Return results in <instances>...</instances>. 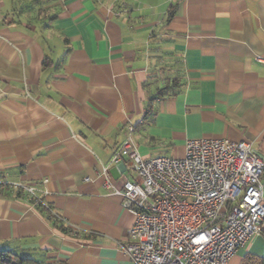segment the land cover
<instances>
[{
    "label": "crops",
    "instance_id": "0c3cea01",
    "mask_svg": "<svg viewBox=\"0 0 264 264\" xmlns=\"http://www.w3.org/2000/svg\"><path fill=\"white\" fill-rule=\"evenodd\" d=\"M178 72L181 91L158 98ZM130 127L145 160L201 138L264 160V0H0V183L37 187L60 217L0 195V250L133 264L135 217L117 192L137 177L111 163ZM229 264H264V226Z\"/></svg>",
    "mask_w": 264,
    "mask_h": 264
},
{
    "label": "built area",
    "instance_id": "2783aa9c",
    "mask_svg": "<svg viewBox=\"0 0 264 264\" xmlns=\"http://www.w3.org/2000/svg\"><path fill=\"white\" fill-rule=\"evenodd\" d=\"M133 133L130 127L111 161L128 159L137 177L117 192L135 217L123 247L133 264H229L262 233L264 160L248 143L201 138L186 142L182 158L145 160ZM101 175L110 189L109 167ZM0 189L21 192L60 220L37 187L0 183Z\"/></svg>",
    "mask_w": 264,
    "mask_h": 264
},
{
    "label": "trees",
    "instance_id": "16d2710c",
    "mask_svg": "<svg viewBox=\"0 0 264 264\" xmlns=\"http://www.w3.org/2000/svg\"><path fill=\"white\" fill-rule=\"evenodd\" d=\"M173 17V12L170 9L168 13V17L166 19V25L171 21V18ZM47 63V62H46ZM178 76H173V77H167L165 80V84L163 87H160L157 90V97L158 98H166V97H171L175 96L181 91V82H182V76L180 72H178ZM11 189L7 190H1L0 189V195H9V194H14L16 198H22L21 197V192H13ZM12 194V195H13ZM42 208V207H40ZM45 212H47L45 209L42 208ZM56 226L59 227L61 231L64 233H67V230L62 226L61 222L56 224ZM0 264H40L39 262L23 257L22 255L11 251V250H0Z\"/></svg>",
    "mask_w": 264,
    "mask_h": 264
},
{
    "label": "rangeland",
    "instance_id": "374dc122",
    "mask_svg": "<svg viewBox=\"0 0 264 264\" xmlns=\"http://www.w3.org/2000/svg\"><path fill=\"white\" fill-rule=\"evenodd\" d=\"M174 75H175V74H174ZM174 75H173V76H174ZM173 76H169V75H167V76H165V75H161L160 78H161V80H163V79H165V78H167V77H173Z\"/></svg>",
    "mask_w": 264,
    "mask_h": 264
}]
</instances>
